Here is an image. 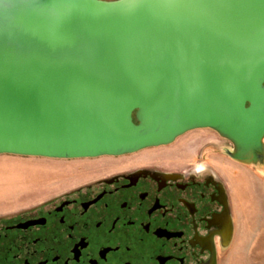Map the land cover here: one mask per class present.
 Here are the masks:
<instances>
[{
	"label": "water",
	"instance_id": "95a60500",
	"mask_svg": "<svg viewBox=\"0 0 264 264\" xmlns=\"http://www.w3.org/2000/svg\"><path fill=\"white\" fill-rule=\"evenodd\" d=\"M196 129L264 170V0H0V155L123 156Z\"/></svg>",
	"mask_w": 264,
	"mask_h": 264
},
{
	"label": "flooded vegetation",
	"instance_id": "af4514ba",
	"mask_svg": "<svg viewBox=\"0 0 264 264\" xmlns=\"http://www.w3.org/2000/svg\"><path fill=\"white\" fill-rule=\"evenodd\" d=\"M208 130L179 140L176 154L142 150L72 169L74 180L57 181L40 202L0 216V264H220L235 232L216 160L221 140L229 143Z\"/></svg>",
	"mask_w": 264,
	"mask_h": 264
},
{
	"label": "rangeland",
	"instance_id": "374dc122",
	"mask_svg": "<svg viewBox=\"0 0 264 264\" xmlns=\"http://www.w3.org/2000/svg\"><path fill=\"white\" fill-rule=\"evenodd\" d=\"M208 129H198L189 133L180 141H188L196 135H206ZM179 140L175 145L148 148L138 153L166 154L178 152ZM225 142L221 140L220 156L216 159L220 169H224L225 179L233 201L235 232L232 244L220 257V264H264V170L225 158L221 149ZM101 157L88 159H50L43 157H24L0 155V216H7L30 207L48 196L57 181L74 180L72 169L88 165H103L122 159Z\"/></svg>",
	"mask_w": 264,
	"mask_h": 264
},
{
	"label": "crops",
	"instance_id": "0c3cea01",
	"mask_svg": "<svg viewBox=\"0 0 264 264\" xmlns=\"http://www.w3.org/2000/svg\"><path fill=\"white\" fill-rule=\"evenodd\" d=\"M222 172H226L224 169H221ZM225 174V173H224Z\"/></svg>",
	"mask_w": 264,
	"mask_h": 264
}]
</instances>
